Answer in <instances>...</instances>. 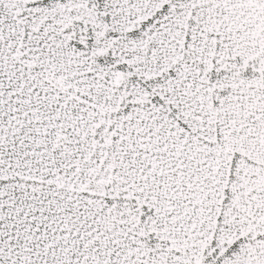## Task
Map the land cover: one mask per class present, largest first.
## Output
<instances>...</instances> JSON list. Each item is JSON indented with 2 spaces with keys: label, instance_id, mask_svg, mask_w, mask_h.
<instances>
[{
  "label": "snow or ice",
  "instance_id": "1",
  "mask_svg": "<svg viewBox=\"0 0 264 264\" xmlns=\"http://www.w3.org/2000/svg\"><path fill=\"white\" fill-rule=\"evenodd\" d=\"M0 264H264V0H0Z\"/></svg>",
  "mask_w": 264,
  "mask_h": 264
}]
</instances>
